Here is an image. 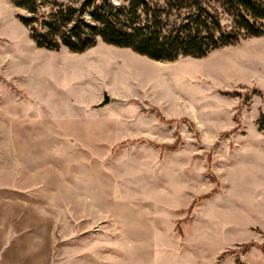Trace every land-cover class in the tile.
<instances>
[{
  "label": "rangeland",
  "instance_id": "374dc122",
  "mask_svg": "<svg viewBox=\"0 0 264 264\" xmlns=\"http://www.w3.org/2000/svg\"><path fill=\"white\" fill-rule=\"evenodd\" d=\"M18 12L0 0V264H264V34L156 61L36 47Z\"/></svg>",
  "mask_w": 264,
  "mask_h": 264
},
{
  "label": "trees",
  "instance_id": "16d2710c",
  "mask_svg": "<svg viewBox=\"0 0 264 264\" xmlns=\"http://www.w3.org/2000/svg\"><path fill=\"white\" fill-rule=\"evenodd\" d=\"M36 47L81 53L97 38L156 61L201 58L210 51L264 34V0H13ZM214 4L218 5L217 7ZM222 13L230 25L222 21ZM233 93V92H227ZM264 130V112L257 120Z\"/></svg>",
  "mask_w": 264,
  "mask_h": 264
},
{
  "label": "crops",
  "instance_id": "0c3cea01",
  "mask_svg": "<svg viewBox=\"0 0 264 264\" xmlns=\"http://www.w3.org/2000/svg\"><path fill=\"white\" fill-rule=\"evenodd\" d=\"M186 109V108H185ZM183 110V112H185L186 114H188L189 115V117H191L192 115H194V113H195V111L193 110ZM202 125H204V124H202ZM223 130H224V128H222ZM222 129H220V130H222ZM235 134V132L232 134V135H230L229 136V138L227 139V140H229V139H231L232 137H233V135Z\"/></svg>",
  "mask_w": 264,
  "mask_h": 264
},
{
  "label": "water",
  "instance_id": "95a60500",
  "mask_svg": "<svg viewBox=\"0 0 264 264\" xmlns=\"http://www.w3.org/2000/svg\"><path fill=\"white\" fill-rule=\"evenodd\" d=\"M108 95L106 94V93H104L103 94V100H102V102L100 103V105H103V104H105L106 102H108Z\"/></svg>",
  "mask_w": 264,
  "mask_h": 264
}]
</instances>
